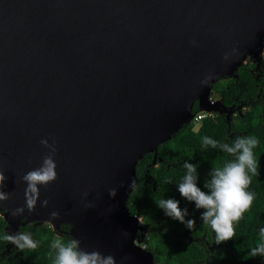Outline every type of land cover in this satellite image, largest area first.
I'll return each instance as SVG.
<instances>
[{
	"label": "water",
	"instance_id": "water-1",
	"mask_svg": "<svg viewBox=\"0 0 264 264\" xmlns=\"http://www.w3.org/2000/svg\"><path fill=\"white\" fill-rule=\"evenodd\" d=\"M263 38L264 0H0L5 207L23 205L20 177L47 151L40 138L56 145L55 181L31 212L5 213L3 230L64 224L85 250L154 264L126 206L136 165L190 122L196 100L216 110L209 84L259 62Z\"/></svg>",
	"mask_w": 264,
	"mask_h": 264
},
{
	"label": "trees",
	"instance_id": "trees-1",
	"mask_svg": "<svg viewBox=\"0 0 264 264\" xmlns=\"http://www.w3.org/2000/svg\"><path fill=\"white\" fill-rule=\"evenodd\" d=\"M257 81L252 77L243 76L240 74L237 80L233 81L234 89H242L241 96L250 97L254 94ZM262 87V86H261ZM263 88V87H262ZM216 92L224 99L227 94L224 92L223 87H217ZM259 111L252 110L249 114H245L241 119L239 128L245 130V135H254L257 137L259 143L254 149V154L258 160V174L252 176L248 190L255 194L251 207L243 214L242 218L234 224V235L227 241H222L220 245L214 250L211 264H264V258L260 256L252 257L250 249L255 247L260 240L258 232L259 227L264 226V117L258 116L256 113ZM227 123L218 119L216 121L203 120L199 125L197 131H193V124L189 123L183 125L182 129L175 134L171 139L162 143L158 147V155L163 158L168 164L175 167L159 165L158 167H150L149 173L155 181L156 192L151 191V187L143 185L141 181L135 186L128 197L126 206L128 211L133 210L129 208L131 202L135 201L136 207L145 215V217H153L159 208L154 202V197L157 193L162 198H176L177 179L178 176L182 177L184 169L182 164L185 160L198 164L199 178L197 181L198 186L203 189V182L207 179L208 170L215 165L222 164L227 158L226 154L221 153L219 150L202 149L201 138L205 135L224 142ZM148 157L144 156L138 161L135 174L138 178L143 174L146 165H148ZM180 205L182 207L191 208L192 203L185 201L181 197ZM151 202V203H150ZM147 204L151 208H147ZM162 215V212L158 214ZM171 219L162 220L160 229H149L148 236L145 240V249L152 253L154 258L158 255L156 260L161 264H178L180 261L179 256L185 254H196L197 252L190 249L182 248L181 243L175 237L179 233L178 228L169 226ZM171 223V222H170ZM195 226V224H194ZM200 224L193 228L197 232ZM5 223L0 221V231H4ZM163 227L167 228L166 232L161 231ZM202 230V228H200ZM18 231L30 232L33 239L38 241L36 249L18 250L14 245L7 246L8 242L0 241V264H52V257L49 255V244L56 234H59L66 239L70 237L69 226L61 224L57 229L53 230L49 225H33L19 226ZM190 234V231H187ZM8 247V248H7ZM155 260V261H156Z\"/></svg>",
	"mask_w": 264,
	"mask_h": 264
},
{
	"label": "clouds",
	"instance_id": "clouds-1",
	"mask_svg": "<svg viewBox=\"0 0 264 264\" xmlns=\"http://www.w3.org/2000/svg\"><path fill=\"white\" fill-rule=\"evenodd\" d=\"M195 44V41H190ZM222 59H227L225 54ZM207 79V77H205ZM203 82V81H202ZM190 123V122H189ZM50 137H41L39 144L46 149L39 166L26 171L20 181L24 187V203L14 209L4 206L9 199L10 192L4 191L6 177L0 171V221L5 218V213L11 217H22L25 211L31 212L37 205L40 195L39 189L46 187L56 179V153L55 141ZM259 143L254 135L236 136L228 142L218 141L211 136L205 135L201 138L202 149L219 150L226 154L227 158L222 164L212 166L207 173V179L203 182V189L198 186L199 178L198 164L185 160L182 164L184 173L176 184L179 196L193 204L194 209L201 210L199 219L203 225L212 230L215 243L231 239L234 235V224L238 222L243 214L251 207L255 194L248 190L251 178L258 174V160L254 149ZM133 185V184H132ZM131 185V187H132ZM110 197L115 195V189L108 190ZM41 207L48 205L47 199L39 201ZM165 217H168L186 229H191L195 221L189 217L186 207H179V200L172 197L160 198L154 201ZM84 207L91 206L84 201ZM59 216L58 210L48 213V223ZM161 231L166 232L163 227ZM260 240L255 247L250 249L252 257L264 258V226L258 229ZM0 241H6L14 245L18 250L36 249L38 241L33 239L30 232L17 231L9 233L0 231ZM80 240L73 236L67 239L56 234L49 244V255L52 264H117L115 257L109 253L104 254L98 250H85L80 246Z\"/></svg>",
	"mask_w": 264,
	"mask_h": 264
},
{
	"label": "flooded vegetation",
	"instance_id": "flooded-vegetation-1",
	"mask_svg": "<svg viewBox=\"0 0 264 264\" xmlns=\"http://www.w3.org/2000/svg\"><path fill=\"white\" fill-rule=\"evenodd\" d=\"M240 74H242L243 76L252 77L254 81H257L255 86H258L260 81L261 82L260 85L263 88L261 86L256 87L254 94L250 97L241 96L243 90L242 89L238 90L237 88L235 90L233 88L234 87L233 81L237 80ZM217 87H223L224 92L227 94L226 99H224L221 95L217 94L216 92ZM207 100L212 104L213 108H216V110L209 112V113H213V116L208 118V120L216 121L220 119L228 124L226 127L225 139L223 140L224 142H228L236 136L245 135L246 133L245 130L239 128V125H241L242 123L241 119L244 117L245 114H249L252 110L254 111L258 108L259 111L256 114L258 116L264 117V38L262 42V52H261L260 61L257 62L256 60L251 59L250 57H246L244 62L240 66H238L231 74L224 76L223 78L213 83H210ZM197 112H199V110H198V101L196 100L192 105L190 115H194ZM201 122L198 123L197 125H193V131L198 130ZM158 147L156 151L150 152L146 155L148 157L149 163L148 165H146L143 174H140L138 178L136 176L137 184H139V181L142 180L141 183L143 185L150 186L151 191L153 192H156L155 181L153 180L152 175L149 173V168L150 167L156 168L159 165L166 166L167 168H169L170 166L175 167L172 164H168L166 161L163 160L161 156L158 155V151H157ZM200 148L202 147L200 146ZM180 177L178 176L177 182L179 181ZM137 184L135 186H137ZM160 198H162L161 195L157 193L153 199L154 201H156ZM177 198L178 199L180 198L179 194L178 195L176 194L175 199ZM134 204L135 201L130 203L129 208L131 209L135 208V209L134 211L130 210L129 214L137 216V219L139 220V224L143 226L145 225L146 227V230L142 233L138 232L136 237L138 243L141 242L144 243L142 248L146 250L145 240L148 236L149 229L151 228L160 229L161 227L160 221L162 220L165 221L167 220L168 217H165L163 213L162 215L159 216L158 214L162 212L160 209L157 210L155 214L152 215L153 217H145V215ZM151 204H155V203L153 202ZM146 206L148 209L151 208L150 204H147ZM179 207H182L180 203H179ZM187 210L189 213V217H186V219L187 218L193 219L195 221L194 223L195 226H197V224L199 223L201 225L200 228H202V230H200L199 228L197 232H194L193 230V228L195 227L194 224L191 229H186L182 224L172 219L170 220L171 223L169 222V226H171L172 228L179 229V233H176L175 237L181 243L182 248L194 250L197 252L196 254L180 255L179 256L180 261L178 264H211V259L213 257L214 250L217 248L218 245H220V243L219 244L215 243V236L212 230L208 228L206 225H203L202 222L200 221L199 215L201 210L194 209V206L188 208ZM187 231H190V234ZM156 258H158V255L155 258L153 256L154 264H161V262L159 260H156Z\"/></svg>",
	"mask_w": 264,
	"mask_h": 264
},
{
	"label": "built area",
	"instance_id": "built-area-1",
	"mask_svg": "<svg viewBox=\"0 0 264 264\" xmlns=\"http://www.w3.org/2000/svg\"><path fill=\"white\" fill-rule=\"evenodd\" d=\"M213 116V113H207V112H197L193 115L192 119L190 120V123L193 125H197L204 119H208Z\"/></svg>",
	"mask_w": 264,
	"mask_h": 264
},
{
	"label": "rangeland",
	"instance_id": "rangeland-1",
	"mask_svg": "<svg viewBox=\"0 0 264 264\" xmlns=\"http://www.w3.org/2000/svg\"><path fill=\"white\" fill-rule=\"evenodd\" d=\"M143 244H144V243H142V242H141L139 245L142 247V246H143Z\"/></svg>",
	"mask_w": 264,
	"mask_h": 264
}]
</instances>
